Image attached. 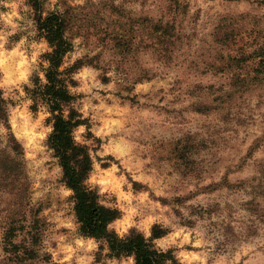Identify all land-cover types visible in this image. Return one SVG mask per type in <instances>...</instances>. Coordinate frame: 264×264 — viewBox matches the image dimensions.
Instances as JSON below:
<instances>
[{"label":"rangeland","instance_id":"374dc122","mask_svg":"<svg viewBox=\"0 0 264 264\" xmlns=\"http://www.w3.org/2000/svg\"><path fill=\"white\" fill-rule=\"evenodd\" d=\"M205 3L207 9L197 6L193 10L192 0H122L120 6L114 0H100L99 5L87 0L83 7L61 0L64 14L72 22L69 39L82 37L85 54L81 60L85 64L99 66L101 57L106 56V70L110 65L125 71L131 66L137 76H152L153 89L158 90L162 104L167 97L168 104L156 113L155 123H146L141 129L143 143L152 146L149 154L156 161L153 175L184 193L164 203L204 196L202 204L190 207V214L200 220L218 217L211 228L227 241H234L246 239L257 230L264 233V76L253 73L257 67L252 62L244 63L239 72L235 68L231 73L228 67L230 57L240 56L244 50L252 54L264 49V0ZM22 23L27 27L26 21ZM119 32L126 39L116 48L113 39ZM149 64L158 68L146 67ZM236 73L257 85L248 90L237 88L229 98L230 79ZM5 102L15 103L11 99ZM38 174L36 171L30 177L24 162L20 177L24 187L17 197V191L12 190L14 176L2 182L0 173V247H5L8 227L18 222L28 227L33 213L40 221V257L35 263L27 260L28 264H48L50 257L43 242L51 239L55 245L56 234L67 231L57 227V221L66 222L74 212L72 198L63 201L55 193L51 183L58 179L55 174L42 180L39 189L33 188ZM46 188L51 191L46 192ZM183 222L195 223L188 217H183ZM22 240L23 236L18 242ZM260 254L264 249L253 254V259ZM25 261L10 254L0 259V264Z\"/></svg>","mask_w":264,"mask_h":264},{"label":"clouds","instance_id":"9594fccd","mask_svg":"<svg viewBox=\"0 0 264 264\" xmlns=\"http://www.w3.org/2000/svg\"><path fill=\"white\" fill-rule=\"evenodd\" d=\"M121 2L114 0L116 6ZM215 2L218 4L219 0ZM68 3L83 7L87 0H68ZM92 3L99 5L100 0H92ZM192 5L193 10L197 6L205 9L209 6L205 0H192ZM139 7L137 4L136 8ZM50 11L63 15L61 0H26V3L24 0H0V90L4 101H15L6 104V112L0 111V151L22 159L30 177L39 172L35 175L34 189H39L42 180L55 174L58 179L51 181L55 193L61 200L68 201L76 197L77 192L66 179L62 157L53 146L52 138L58 135L57 118L65 123L70 121L68 135L72 145H94L87 150L90 168L80 183L90 186L87 194L95 196L96 208L119 209L125 213L106 222V233L114 234L118 241H129L134 238L135 230L146 245L151 244L152 251L168 253L171 249V255L165 256L161 264H264V254L253 259V254L264 249V233L257 230L246 239L227 241L221 232L211 228L218 217L200 220L190 214V207L202 204L204 196L164 203L165 199L184 193L174 190L162 177L157 179L153 175L156 161L149 154L152 146L143 143L141 129L144 124L153 125L156 113L168 104L167 97L161 103L158 90L153 89L151 75L137 76L131 66L127 71L117 70L114 65L104 70L106 56L101 57L99 66L81 64L64 74L65 68L73 67L85 54L80 36L71 40V48L64 51L55 69L51 59H40L45 52L54 51L45 35L35 39L41 31L47 33L40 21L49 19ZM146 67L158 68L155 64ZM50 71L56 73L55 81H63V85L55 83L54 88L59 91L63 87L71 99L60 101L59 108L44 102L34 107L36 89L44 91V86L52 83L48 78ZM49 99L55 101L57 98L49 94ZM9 137L17 142L18 150L8 147ZM66 155L72 156V148L67 149ZM84 159L85 153H80L69 160L68 167L79 171L77 162L82 163ZM188 190L191 191V187ZM246 199L251 200V197ZM78 203V197L71 201L74 209ZM62 215L64 213L58 214ZM183 217L195 223L185 224ZM251 220L248 223L253 226ZM76 221L75 212L66 222L58 220L57 227L67 231L56 234L55 245L51 239L43 242L50 257L48 264H137L135 251L112 255L106 237L84 234L81 231L83 222ZM156 230L161 235L156 236ZM20 239L22 235L18 232L13 243ZM7 255L10 253L0 247V259Z\"/></svg>","mask_w":264,"mask_h":264},{"label":"trees","instance_id":"16d2710c","mask_svg":"<svg viewBox=\"0 0 264 264\" xmlns=\"http://www.w3.org/2000/svg\"><path fill=\"white\" fill-rule=\"evenodd\" d=\"M35 15H38V13H35ZM49 17L50 18L47 20L41 19V28L46 27L47 33L41 31L40 35H45L49 41V47L54 49L52 53H46L43 56V60L51 59L53 69H55L59 66L64 51L71 48V40L68 37V32L72 27V22L71 19H69L65 14L60 15L59 12H49ZM125 39V35H122L120 32L117 33L113 39L115 47L119 48L123 46ZM263 51L264 49L260 48L254 53L248 54L247 50H244L240 56L237 54L234 57H230L228 62L230 64L228 67L231 73L235 72V68L237 70L236 72H239V70L242 71L246 65L244 63L252 62V64H255L254 67H257V69L253 70V73H261V75L264 76V55H260L263 53ZM85 63L86 61L84 62L83 60H78L73 67L65 68L64 74L71 73L81 64ZM241 64H244V66L242 69H239ZM104 70H106V68H104ZM223 70L225 71V69ZM250 72L251 71H248L246 74ZM241 73H236V75H233L234 78L230 79L232 83L230 84L231 92L228 93L229 98L234 95L233 91L237 88L246 87V90H248L251 89L252 85H257L251 84L253 79H241L239 75ZM55 75V72L50 71L48 78L52 83L48 86H44V91H42L40 88L36 89V94L33 95L35 102L34 107L44 102L50 103L54 108H59L60 101L67 102L71 99L63 87L59 91L54 88L55 83H61L63 85V81H55ZM49 94H52L57 99L55 101H51L49 99ZM5 104L6 102L3 100L2 92L0 91V111H7ZM73 115H75V113H73ZM71 126L72 125L70 121L65 123L57 118L56 128L58 135L52 138V144L57 148V153L62 157V164L65 167L66 179H68L69 185L76 189L77 196L72 197V200H76L77 197L79 199V203L77 208L74 209V212L77 216L76 222L82 221L84 224V228L81 229V231H83L86 235L91 234L97 238L106 237L110 241L112 255H116L121 252L130 253L135 251L137 256V264H161V261L165 256L171 255V251L168 253H157L152 251L151 244L149 243L146 245L143 242L142 237H140L135 230H133L134 238L130 239L129 241H118L114 234L105 232L106 222L110 221L114 217H121V212L118 209L96 208L95 196L87 194L90 186L82 185L80 183V180L83 177H86V172L90 168V162L86 156L89 147L87 145H72L68 135V130ZM10 144V149L18 150L17 142H15L11 137ZM69 148H72V156L66 155L67 149ZM80 153H85V159L82 163L79 161L77 162L80 165L81 170L74 172L72 168L68 167V162L69 160H74L75 157ZM0 173L2 182H7L10 177L14 176L12 190H16V196L19 197V192H21L24 187V185L20 183V177L22 174H24V161L22 159L9 156L6 152L2 151L0 152ZM89 201H91V203H89ZM32 212L33 211H31V213ZM39 223L40 221L38 216L33 213L32 221L28 227H25V225H22L19 222L8 227V229L5 231L4 251L16 256L17 260L25 258V260L31 261L32 263L37 262L40 257V245L43 234ZM18 232L23 236V240L21 242L13 243V237H15ZM155 235H161L159 230H156Z\"/></svg>","mask_w":264,"mask_h":264}]
</instances>
